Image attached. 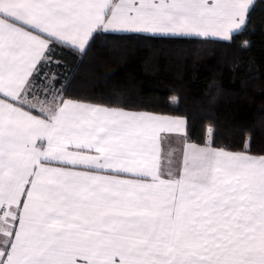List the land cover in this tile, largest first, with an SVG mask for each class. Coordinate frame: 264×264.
<instances>
[{
    "label": "snow or ice",
    "instance_id": "obj_1",
    "mask_svg": "<svg viewBox=\"0 0 264 264\" xmlns=\"http://www.w3.org/2000/svg\"><path fill=\"white\" fill-rule=\"evenodd\" d=\"M256 8L0 0V264H264V143L252 129L194 130L186 113L74 85L121 42L232 44Z\"/></svg>",
    "mask_w": 264,
    "mask_h": 264
},
{
    "label": "trees",
    "instance_id": "obj_2",
    "mask_svg": "<svg viewBox=\"0 0 264 264\" xmlns=\"http://www.w3.org/2000/svg\"><path fill=\"white\" fill-rule=\"evenodd\" d=\"M245 38L251 42L247 50L241 47ZM74 85L120 92L162 114L186 113L194 130L207 120L221 128H250L253 143H264V7L257 0L248 31L232 44L109 46L81 65Z\"/></svg>",
    "mask_w": 264,
    "mask_h": 264
}]
</instances>
